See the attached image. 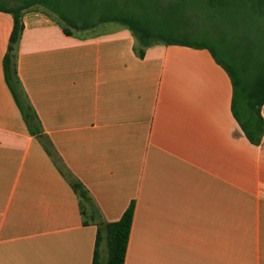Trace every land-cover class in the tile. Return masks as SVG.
I'll return each mask as SVG.
<instances>
[{
    "label": "crops",
    "instance_id": "1",
    "mask_svg": "<svg viewBox=\"0 0 264 264\" xmlns=\"http://www.w3.org/2000/svg\"><path fill=\"white\" fill-rule=\"evenodd\" d=\"M23 24L31 126L5 80L14 18L0 11V264H93L98 230L106 264L104 226L132 204L124 264H264V136L246 138L208 50L158 44L140 58L127 28L67 36L43 7Z\"/></svg>",
    "mask_w": 264,
    "mask_h": 264
},
{
    "label": "trees",
    "instance_id": "2",
    "mask_svg": "<svg viewBox=\"0 0 264 264\" xmlns=\"http://www.w3.org/2000/svg\"><path fill=\"white\" fill-rule=\"evenodd\" d=\"M74 1V2H73ZM210 5L225 3L227 0H205ZM255 11L264 9V0H243ZM73 2V3H72ZM66 11H61L53 4L43 0L23 2L11 7H1L0 11L9 13L14 18V28L10 38L8 54L4 58L3 68L6 83L12 92L26 123L31 126L34 114L29 107H25L21 98L20 82L15 65V47L24 32L23 13L33 7H44L46 10L58 16L64 24V32L72 36V30L77 32L89 31L103 24H117L127 28L137 42L138 55L144 57L145 51L158 44L165 46H184L197 50H208L216 63L229 75L233 85L232 111L235 120L244 132L248 141L257 146L264 136V119L261 109L264 106V67L251 72L252 64L246 61L236 60L235 57L226 55L227 60L222 59L214 46L204 40H198L188 32H182L181 26H157L148 18L128 11L118 5L101 6L96 9V0H72L64 2ZM52 5V6H51ZM51 8V9H50ZM53 12H52V11ZM96 10L109 14L102 17L96 23ZM55 12V13H54ZM67 25V26H66ZM232 55V54H231ZM73 191L84 201L90 202L87 192L78 182H70ZM134 218V204L124 213L120 221L104 226L107 237L108 260L106 264H124L126 250L130 238L132 221ZM102 241L101 230H98L96 252L93 264H100L99 247Z\"/></svg>",
    "mask_w": 264,
    "mask_h": 264
},
{
    "label": "rangeland",
    "instance_id": "3",
    "mask_svg": "<svg viewBox=\"0 0 264 264\" xmlns=\"http://www.w3.org/2000/svg\"><path fill=\"white\" fill-rule=\"evenodd\" d=\"M31 1L0 0V6L11 7ZM43 1L53 4L54 11L55 6L66 11L64 2L72 0ZM114 5L148 18L157 26H181L182 32L211 43L222 59L227 60L228 54L252 64L251 72L264 67V9L254 12L243 0H227L214 5L205 0H96V9ZM108 15L96 10V23Z\"/></svg>",
    "mask_w": 264,
    "mask_h": 264
}]
</instances>
